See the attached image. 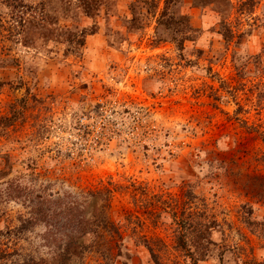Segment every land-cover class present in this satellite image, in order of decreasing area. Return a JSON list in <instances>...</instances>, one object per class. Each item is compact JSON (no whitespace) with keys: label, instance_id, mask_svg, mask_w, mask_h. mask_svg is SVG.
Returning a JSON list of instances; mask_svg holds the SVG:
<instances>
[{"label":"rangeland","instance_id":"374dc122","mask_svg":"<svg viewBox=\"0 0 264 264\" xmlns=\"http://www.w3.org/2000/svg\"><path fill=\"white\" fill-rule=\"evenodd\" d=\"M106 189L77 264H264V0H0V264H60L37 199Z\"/></svg>","mask_w":264,"mask_h":264},{"label":"trees","instance_id":"16d2710c","mask_svg":"<svg viewBox=\"0 0 264 264\" xmlns=\"http://www.w3.org/2000/svg\"><path fill=\"white\" fill-rule=\"evenodd\" d=\"M111 194L110 189L89 190L78 195L68 193L63 198L57 199L50 195L53 200L49 199L48 201L37 199L39 207L35 211V216H37L35 221L50 222L55 220V224L63 221L70 229L69 239L65 243L62 254L58 257L60 264H77L75 263L77 257L81 258V256L90 252L107 254L112 251L113 246L117 250L119 249L116 245V239L120 238V231L108 216ZM187 199H194L193 193H190ZM45 203L49 204V208L43 209L42 205ZM192 217V215L188 216V218ZM23 222L29 225L31 219H25ZM184 224L183 222L179 227L184 228ZM213 224L208 218H204V220L195 224L199 241L207 240V235H209ZM105 239L108 241H106L107 244L114 241L115 243L113 245L111 243L109 247H104L102 242ZM177 242L182 250H187L185 236L182 231ZM146 248L155 264H160L153 248L150 245H146Z\"/></svg>","mask_w":264,"mask_h":264}]
</instances>
